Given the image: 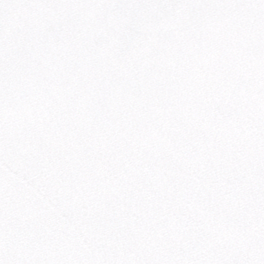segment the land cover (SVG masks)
<instances>
[{
    "label": "snow or ice",
    "instance_id": "obj_1",
    "mask_svg": "<svg viewBox=\"0 0 264 264\" xmlns=\"http://www.w3.org/2000/svg\"><path fill=\"white\" fill-rule=\"evenodd\" d=\"M0 264H264V0H0Z\"/></svg>",
    "mask_w": 264,
    "mask_h": 264
}]
</instances>
